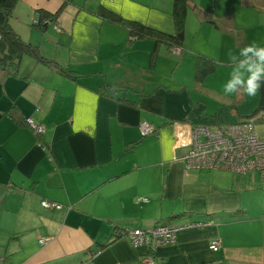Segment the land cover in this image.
<instances>
[{
	"label": "crops",
	"instance_id": "crops-1",
	"mask_svg": "<svg viewBox=\"0 0 264 264\" xmlns=\"http://www.w3.org/2000/svg\"><path fill=\"white\" fill-rule=\"evenodd\" d=\"M62 3L20 0L11 20L43 54L83 75L65 78L30 56L17 75L0 70V264H142L147 257L155 264H264L261 175L186 169L180 157L188 147L176 138L182 125L242 119L229 97L220 105L191 94L194 65L199 52L219 63L228 60L225 49L245 46L264 0H193L191 44H160L153 61L154 40L129 44L128 30L97 10L172 34L173 0H71L58 17L60 30L34 24L40 9L55 12ZM206 31L221 36L210 52L194 41ZM106 82L125 88L113 98L99 91ZM197 86L217 96L207 82ZM12 106L45 131L17 123ZM218 112H228L227 121ZM143 120L157 126L152 137H142ZM43 199L63 205L46 209ZM162 221L182 226L175 242L153 248L124 234L113 238ZM215 239L217 251L210 248Z\"/></svg>",
	"mask_w": 264,
	"mask_h": 264
},
{
	"label": "trees",
	"instance_id": "trees-1",
	"mask_svg": "<svg viewBox=\"0 0 264 264\" xmlns=\"http://www.w3.org/2000/svg\"><path fill=\"white\" fill-rule=\"evenodd\" d=\"M70 1L71 0H62L63 3L61 7L57 9L55 12H48L47 10L45 11L43 9H40L39 16H37L33 20L34 24H36V26L40 27L41 29H46L47 27H53L56 30H60L61 27L57 24L58 17L64 5ZM19 2L20 0H0V70L5 71L7 74L9 73L11 75H17L22 58L24 56H30L36 59L37 61L43 62L46 65L54 67L65 78L76 79L82 76L83 74L78 72L77 70L62 66L57 61L43 54L40 47L37 44H34L30 41L25 40L15 30V28L13 27L11 23V20L15 15V10ZM192 3H193V0H173L172 14L174 17L175 32L172 34L161 31L157 28L148 26L137 20L125 18L120 13L110 10L104 6H100L98 8L97 14L105 20L111 21L115 24H119L125 27L128 30L127 42L129 44L135 41L137 38L146 37V38H150L154 40L155 48L151 52V59L153 61V59L156 57L158 53V47L160 46V44H165L169 46L170 49L171 48H178L181 50L184 49L185 43H186V18H187L188 10L192 8V5H191ZM217 64L218 62H216V60L210 58L209 56L201 52L197 53L195 65H194V78L196 80L195 84L198 85V84L204 83L206 80V77L215 72L217 68ZM113 88H116L117 91H121L125 87L120 86L119 84H113V83L106 82L104 85L100 87L99 91L107 93L108 95L114 98L115 96H117L116 94L117 92L114 94L112 92ZM230 107L234 109L236 113L238 114V116L239 117L241 116L242 119H244L245 117L251 116L253 114H256L260 112L261 110H264V85H262L261 90H260L259 103L257 107L253 109V111L249 115H244L241 112H239L237 102H232L230 104ZM9 114L11 117L14 118V120L17 123L19 124L27 123L28 124V122L24 120L20 111L15 106H12L10 108ZM170 122L174 123V120H170ZM149 123L154 127V130L151 133L143 135L140 129L142 137L152 135L157 131V126L153 124L152 122H149ZM199 125H204L206 127L212 128L216 126H222L225 124H218L216 126H211L205 123H201V124L199 123ZM203 137L204 136L202 135V138ZM45 148L47 149V151H49L48 146H45ZM186 151H188V149ZM181 160L183 161L184 167L186 168L184 160L183 159ZM186 169H189V168H186ZM214 169H219V168H214ZM214 169H197V170H214ZM249 172H257V171H249ZM43 201L54 202L56 204H59L60 206L63 205L62 203L55 201V200L43 199L41 202L43 207H44ZM143 201H146V200H143ZM52 208H59V207L53 206ZM159 223L167 224L166 221H162ZM133 229H136V228H133ZM126 230L127 229H122L123 233L122 232H117V234L114 233L113 238L123 235Z\"/></svg>",
	"mask_w": 264,
	"mask_h": 264
},
{
	"label": "built area",
	"instance_id": "built-area-1",
	"mask_svg": "<svg viewBox=\"0 0 264 264\" xmlns=\"http://www.w3.org/2000/svg\"><path fill=\"white\" fill-rule=\"evenodd\" d=\"M28 124L38 133H42L46 129L44 125L32 120H28ZM262 126H264V110L245 117L241 121L212 128L204 125L193 127L182 125L176 138L179 145L188 147V151L183 154L181 159L189 169L219 168L237 173L257 171L264 180V138H260L259 133V127ZM140 129L142 134L146 135L151 133L154 127L148 121L143 120L140 123ZM137 200L143 201L146 198L140 197ZM43 205L60 207L59 204L50 201H43ZM181 227L159 223L145 230L127 229L124 234L135 246L147 245L155 248L160 244L174 242ZM45 241L44 237L40 239L41 243ZM220 247L219 239L213 240L210 244V248L213 250H218ZM142 264H155V260L152 257H147Z\"/></svg>",
	"mask_w": 264,
	"mask_h": 264
},
{
	"label": "rangeland",
	"instance_id": "rangeland-1",
	"mask_svg": "<svg viewBox=\"0 0 264 264\" xmlns=\"http://www.w3.org/2000/svg\"><path fill=\"white\" fill-rule=\"evenodd\" d=\"M258 17H259V22L258 25L251 30L250 32H248V43L251 41H255L258 45L264 43V10H260L257 13ZM204 31V30H203ZM193 32V31H192ZM191 32V34H192ZM206 38L203 40L202 36L200 34H198V37L194 39L195 41V46L206 50V51H211L209 49L208 46H212L211 49H216L217 47H219L220 43L219 41L221 40V36L213 31H206L205 32ZM252 35V36H251ZM186 43L187 44H191V35H187L186 33ZM246 44V45H247ZM242 48V47H241ZM230 49H225L226 53L223 54V59H227V53L229 52ZM233 51H239V49H233ZM228 60H223L221 62H219L217 64V68L215 70V72L213 74H211L209 77H207L208 79L205 81V84L207 82V85L209 88L217 91V96H212L211 94H209V92H205V93H198L199 89L198 86L196 87L197 84H195L193 86V88L191 89V94L194 95H199V97L202 96V99L205 102L208 103H213V98L220 102V105H228L227 102H225V97H229L230 98V103L232 102H237V106L238 109L240 110V112L244 115H249L253 109H255L259 103V98H260V92L255 96V97H248L246 95L243 94H233V95H225L223 92V85L226 83V81L229 79V73L232 70V65L227 62ZM202 89V88H201ZM200 89V91L202 92V90ZM228 112H226L225 114H222L221 112H218V115L220 118H224L225 116H227ZM211 116V114H206ZM213 119V118H212ZM224 121H227L226 119ZM223 123H229V122H223ZM259 133H260V138H264L263 134H264V126L259 127ZM152 135L146 136L144 137L149 138L152 137ZM181 141V140H180ZM264 201V200H263ZM46 209H51L52 207H47L44 206Z\"/></svg>",
	"mask_w": 264,
	"mask_h": 264
},
{
	"label": "clouds",
	"instance_id": "clouds-1",
	"mask_svg": "<svg viewBox=\"0 0 264 264\" xmlns=\"http://www.w3.org/2000/svg\"><path fill=\"white\" fill-rule=\"evenodd\" d=\"M227 58L232 70L223 85L224 94L255 97L264 85V46L253 41L238 52L229 50ZM112 92L115 94L117 89L113 88Z\"/></svg>",
	"mask_w": 264,
	"mask_h": 264
}]
</instances>
